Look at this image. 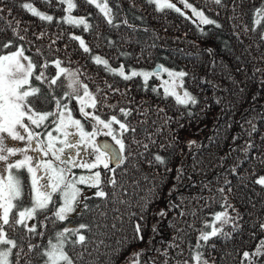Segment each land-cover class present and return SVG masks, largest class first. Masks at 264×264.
<instances>
[{
	"label": "trees",
	"instance_id": "obj_1",
	"mask_svg": "<svg viewBox=\"0 0 264 264\" xmlns=\"http://www.w3.org/2000/svg\"><path fill=\"white\" fill-rule=\"evenodd\" d=\"M187 2L215 24H202L184 9L185 15L161 10L149 0H107L109 24L95 4L73 0L79 4L75 8L84 5L85 52L73 51L81 27L65 21L66 4L0 0V54L21 46L32 61L50 60L53 44L68 45L64 48L71 49L79 71L85 68L93 74L88 81L107 89L100 95L103 119L116 116L128 127L122 135L124 162L109 165L115 173L101 169L100 187L108 197L96 195V188L68 219L37 222L35 232L14 227L11 264H46L42 253L68 222L74 226L65 234L64 251L74 264H132L138 252L139 264H194L197 252L208 264H242L244 252L264 237V185L256 183L264 177V19L256 22L264 0ZM26 3L53 20L32 15ZM163 34L183 43L173 44ZM96 56L126 74L149 69L153 74L147 81L143 76L125 80L95 63ZM160 71L168 85L173 83L170 91L181 96L187 91L197 102L184 105L165 95ZM113 176L116 186L107 183ZM221 213L233 219L217 221ZM137 224L142 240L134 239ZM212 226L218 234L200 240Z\"/></svg>",
	"mask_w": 264,
	"mask_h": 264
},
{
	"label": "snow or ice",
	"instance_id": "obj_2",
	"mask_svg": "<svg viewBox=\"0 0 264 264\" xmlns=\"http://www.w3.org/2000/svg\"><path fill=\"white\" fill-rule=\"evenodd\" d=\"M50 2V0H49ZM59 3L66 4V11L69 13L67 16V23L72 25H86L84 19H76L70 15L72 9L76 7L73 3V0H58ZM90 4H95L96 8L103 13L104 17L107 20V23L111 24L113 22L112 9L109 7L107 0L103 2H97V0H87ZM216 4H220L221 0H214ZM149 3H155L159 9H173L175 12L185 15L180 7H177L176 3L169 2V0H149ZM177 3L182 4L184 8L191 9V12L194 16L198 17L200 23L209 25L215 24V21L208 18L203 11L197 10L193 7L192 4L188 3L187 0H177ZM32 15L39 17L41 20L52 21L53 17L51 15H45L43 12L38 11L30 3L23 5ZM2 11V10H0ZM191 19V17H189ZM264 19V13H257V23L259 20ZM219 27V25H216ZM79 40L80 45L83 47L85 52L89 51V48L85 45L83 39L75 37ZM23 39V37H21ZM8 45H5L7 47ZM22 61H27V64ZM95 63L104 65L105 69L113 74H118L123 77L125 80H130L135 76H143L144 80L147 81L151 75L148 72H137L130 71L126 74L123 67L119 70L110 68L108 66L107 60H102L99 56L95 57ZM56 67L59 69L60 74H67V79L69 81L68 88L71 89L67 93L65 98L71 97L77 99L80 102V113L87 119H91L95 122L93 124L92 132H85L83 125L80 120L73 119L70 112L65 118V112L57 113H47V114H37L32 104L35 103V100H29V97L36 96L39 93V88L30 87L31 78L33 77V72L35 65L32 61L23 55V49H19L16 52L11 53L10 55L0 56V162L6 163L5 172L6 175H0V264H11L10 256L12 254V249L17 247L16 240L10 239L7 236V233L4 231V226H12L14 224H24L26 219H31L34 217L38 210H45L49 203L52 201V195L54 193H60L63 198V203L58 207V210L55 211L54 215L57 219L63 221L68 215L75 211V204L77 201V196L80 194V189L77 187V184H87L90 187L97 188L96 195L102 198H107L108 193L105 192L101 187V173L95 172L88 176H75L69 175L72 167L87 168L93 169L103 165L111 173H115V168H109V162L114 161L116 167H119L125 160L123 153L125 152V143L122 138L123 132L128 131L126 124L122 123L116 116H112L110 120H103L94 113L85 111V102L83 97H88L91 101L90 107L95 108L96 102L95 97L89 92L87 85H83V96L73 95L78 93L77 85L79 81L73 79L75 76L74 73H68V70L60 66V61H55ZM42 67H47L43 65ZM167 71V69H165ZM43 73L37 74L35 76L36 80H41ZM187 73H171L169 72L170 77H179L183 78ZM59 75L52 78L49 83V88L57 84ZM167 83V82H165ZM165 95L175 96L177 102L180 104L188 105L195 104L196 98L190 95L187 91L183 92V95H179L175 90L170 91L167 87L164 89ZM40 98V97H37ZM57 107H60V102L57 101ZM64 108L67 109V105H64ZM121 112L124 115H128V112L121 109ZM48 116H56V130L58 132H63L64 138L61 139L59 136L53 137L51 132L47 133L48 139L45 141L43 139H38L39 134L34 133L30 130L32 126L40 127L42 121L47 119ZM27 121V123H26ZM113 124L119 125L121 130V138L113 135ZM69 127H74L79 133L78 138L76 133H72L74 139L69 142L68 136L69 132L67 129ZM107 131H104V130ZM134 132L135 129H132ZM23 133H26L23 134ZM99 134L112 136L115 141V147L112 144H103L100 145L96 142V136ZM16 140V141H26L27 147L25 148H15V147H6L5 140L7 139ZM33 141H36V146H34ZM195 143V142H193ZM57 144L60 146L58 147ZM84 148L90 149L91 152L95 153V162L94 163H82L76 159L79 156L81 146ZM145 148L147 145L144 146ZM65 148L72 149V154H65ZM29 150L42 153L43 156H49L54 158L49 160H44L43 157H40L39 161L33 165V157L29 155ZM21 154L23 159L8 162L10 157ZM63 157V158H62ZM154 159L160 164H164V160L161 156L156 155ZM58 161L59 163H55ZM70 166V167H69ZM21 169H26L27 172L32 174L31 187L34 193V199L31 207L22 208L14 201H18L22 197L23 187L22 181L19 178V171ZM37 169H43V174L40 179L47 177V181L44 185L38 186L37 179ZM15 170V172L13 171ZM50 181V183H48ZM108 184L116 186V180L113 177L109 178L107 181ZM256 183L264 185V177L257 179ZM43 189V191H41ZM223 191V189H221ZM121 203H125L121 201ZM13 209L16 210V217H13L10 223V214ZM162 211L160 215H164ZM215 219L217 221H223L224 223L230 222L233 218L227 213L217 214ZM81 228H84L85 225H80ZM264 228V224L261 225ZM29 231L35 232V228H29ZM68 230L60 232L58 234L57 242L52 243L49 241V248L42 254L47 257L46 264H74L72 258L64 251V241L67 238L66 232ZM220 230L212 226L210 233H201L199 239L205 243L212 237L216 236ZM136 235L134 239H143V236L140 235V225L137 224L135 227ZM72 235H78V230H74ZM85 237L83 235L78 236V241L83 243ZM8 245L9 247L4 248L2 246ZM202 245L198 244L197 247ZM35 245H30V250L35 248ZM141 253H135V259L132 260V264H139V256ZM244 257L249 258V253L245 252ZM256 255H264V241L261 242V247L256 249ZM194 264H208L206 260L202 259V254L197 252L194 256ZM249 264L251 261L249 260Z\"/></svg>",
	"mask_w": 264,
	"mask_h": 264
},
{
	"label": "rangeland",
	"instance_id": "obj_3",
	"mask_svg": "<svg viewBox=\"0 0 264 264\" xmlns=\"http://www.w3.org/2000/svg\"><path fill=\"white\" fill-rule=\"evenodd\" d=\"M81 2H83V1H81ZM161 2H163V0H161ZM169 2L176 3L177 7H180L181 9L185 10L184 12H187L190 16L196 17L191 12V9L184 8L182 4L177 3V0L176 1L169 0ZM78 5H76V6H78ZM193 7L196 8V6H194V5H193ZM66 9H67V7H66ZM196 9L199 10L198 8H196ZM68 15H69V13L66 11V13L64 14V16H65L64 18H65L66 22H67L66 18ZM70 15L76 19H84V5L79 6L78 8H73ZM196 18L199 20L198 17H196ZM67 24H69V23H67ZM69 25H71L72 27L73 26L81 27V29L78 30L76 37H79L80 39L84 40V25H72V24H69ZM168 35L169 34H167V35L163 34V36H166L165 39L171 38V41H173V44L183 43L179 39L175 40L176 38L173 37V35H171V37H169ZM76 41L77 42L75 43V46L73 47V51H76V48L77 49H80V48L83 49V47L80 45L79 40L76 39ZM66 46H68V45L64 44L61 47L57 44H53V46L49 48L50 50L48 52L50 54L54 53L55 57H53V58L51 57L50 60L43 59V58H40L39 61H35V59H34V61L31 60L32 63L36 67H35L34 72H33V77L31 78L30 87L39 88L40 91H39V93H37L36 96L29 97V100H35V103L32 104V107L37 114L38 113H41V114L57 113V114H59V112H65V118H67V115L70 112L73 119L80 120L81 124L83 125V129L85 126L88 129V132H92L93 131V124L95 122L91 119V117H89L88 120H86V118L80 113V111H79L80 102L77 99H74L71 97L65 98L67 96V93L69 91H71V89L68 88V86H67L69 81L67 79V74H60L59 73V69L56 67L55 61H57V60L60 61V66L67 69L68 73H74L75 76L73 77V79H76L79 81V84L76 86L78 89V93H74L73 95L78 94L80 96H83V85H87L89 92L92 94L93 97H95L96 107L94 109L91 108L90 107L91 101L89 100V98L83 97L84 102H85V111H88L90 113H94L95 115L99 116L101 119H103V117L101 114L102 110H100V109L103 107L99 105V103L101 102L100 95L104 94L103 92L107 91V89H105L106 87L104 88L98 84L94 86L93 85L94 79H90L89 81L87 80V78L93 74H90L89 72H87L85 68H84V71L82 73L79 71L80 67L78 66V64L74 63L73 60H70L71 59V54H70L71 49H68L69 47L67 49H65L64 47H66ZM86 46H87V44H86ZM19 49H21V46L12 50V51L7 52V53L0 54V56L10 55L11 53L18 51ZM77 53H79V52H77ZM69 54H70V57H69ZM23 55L28 57L24 50H23ZM22 62L27 64V61H22ZM46 63H49V64H46ZM45 64L47 65V67H42ZM41 72L43 73V75H42L41 80L38 81L35 79V76L37 74H40ZM146 72L153 74L151 69H149ZM57 75H59V77H60L57 80V84L53 85L51 88H49L48 82L52 78L56 77ZM157 76H158V79L161 81V84L165 88L166 87L168 89L173 88V86H171L173 83H171V85H168V79H166V77L162 76L161 71L157 74ZM165 82H167V83H165ZM37 97H40V98H37ZM51 98H53L54 101L50 103ZM57 101L60 102L59 108L57 107ZM64 105H67V109L64 108ZM101 105H102V103H101ZM49 118H50V123L47 124L46 120L48 121ZM56 119H57L56 116H48L47 119H45L44 121L41 122V124H40L41 127L39 129H36V130L34 129V133L39 134L38 139H43L46 141L48 139V136H47L48 132H51L53 137L59 136L61 139L64 138V136L61 135V133H63V132H58L56 130V123H55ZM84 119H85V122H84ZM103 120L107 121L110 119H103ZM26 123H27V121H26ZM67 131H70L68 138L70 137L72 140L74 139L73 135H71L72 133H76V137L78 138L79 133L77 132V130L74 127H69L67 129ZM104 131H107V130L105 129ZM23 134L26 135V133H23ZM113 135L117 136L118 138H119V136H121V130L119 128V125H117V124H113ZM103 138H108L110 140L111 139L113 140L112 136L99 134L96 136V142L99 141L100 139H103ZM33 144H34V146H36V141H33ZM5 146L6 147H15V148H25V147H27V142L26 141L11 140L9 138V139L5 140ZM57 146L59 147L60 145L57 144ZM65 154L70 155L69 153H65ZM93 154H94V159H93V162H91V163L95 162V153H93ZM29 155L33 157V161H32L33 165H35L39 161L40 157H43L44 160H49V159L54 160V158L51 157V155L43 156L42 153H37V152L31 151V150H29ZM20 159H23V156L18 153L16 156L10 157L8 162H14V161H17ZM76 159L79 160L80 162L84 163V155L81 154V156L76 157ZM54 162L59 163L58 161H54ZM109 165H110V163H109ZM102 166L103 165H100L99 167H96L93 169L72 167L69 175L75 176L78 178L81 175L84 176V174H85L84 170H87V175H90V174L98 171L101 173V176H102V170H101ZM5 168H6V163L0 162V175H6ZM13 171L15 172V170H13ZM21 171H19L18 175H19V178L22 181V183H23L24 179H26V180L28 179V181L32 180V174L31 173L27 172L26 169H21ZM36 174H37V179H38V186L44 185L47 181V177L45 176L44 179H40L41 175L43 174V169H37ZM48 183H50V181H48ZM101 185H102V181H101ZM87 186L84 187V184H77V187L80 189V194L77 196V201L75 204V211L70 213L68 215V217H71V216L75 215L76 213H79L81 207L84 205V198L87 197L88 195H91L93 193L94 189H96L95 187L90 189L89 188L90 186L89 185H87ZM41 191H43V189H41ZM56 196H57V193H54L51 205L48 206L45 210H42V211L38 210L36 212V214L34 215V217L31 219H26L24 224H14L12 226L5 225L4 231L7 233L8 238H9L10 231H12L14 227L16 228L18 226L20 228V227H22V225H26L27 229H29V228H35L37 222L43 223L44 220H47V219H49L51 222H55V221L59 220L56 218L54 213L56 210H58V207L62 205L63 198L60 194H59V197H56ZM28 197H29V200L31 201L30 203H27ZM28 197L21 200L22 206L21 205L20 206L22 208H27L28 206H30V207L32 206L33 199H34V193L32 192L30 194V196H28ZM16 215H17L16 210L13 209L12 213L10 214V223H11L12 218L16 217ZM68 217H67V219H68ZM73 226L74 225H71L68 222L67 225H64L61 228H58L57 233H54L56 239L58 238V234L60 232L65 231V229H67L69 231L73 228ZM22 233H20V234H22ZM28 236L29 235L24 234L23 237L27 238ZM262 241H264V237L261 239L260 242H258L252 248L251 251H246L247 253H249V258H247V259L245 258V261H243L242 264H249V260L251 261V264H264V255H256V249L261 247ZM2 247L7 248L9 246L4 245ZM243 257H244V255H243Z\"/></svg>",
	"mask_w": 264,
	"mask_h": 264
},
{
	"label": "flooded vegetation",
	"instance_id": "obj_4",
	"mask_svg": "<svg viewBox=\"0 0 264 264\" xmlns=\"http://www.w3.org/2000/svg\"><path fill=\"white\" fill-rule=\"evenodd\" d=\"M62 100V99H61ZM54 101V99L53 98H51V100H50V103L51 102H53ZM38 114H41V113H38ZM86 120H88V118L86 119ZM84 122H85V119H84ZM46 123L48 124V123H50V118L48 119V121L46 120ZM41 127V126H40ZM40 127H35L34 125L32 126V128H31V130L32 131H34V129L36 130V129H39ZM84 131L85 132H88V129L84 126ZM69 133H70V131H68ZM61 135L63 136V133H61ZM68 140H69V142H71L72 141V139L69 137L68 138ZM112 140V139H111ZM113 141V140H112ZM98 142V141H97ZM114 142V141H113ZM115 143V142H114ZM99 144V143H98ZM81 151H80V154H79V156L78 157H80L81 156V154L82 155H84V163H91V162H93V159H94V154H93V152H91V150L90 149H86V148H84L83 147V145L81 146ZM72 152H73V150L72 149H69V148H65V153H69V154H72ZM84 153V154H83ZM110 164H111V161L109 162ZM102 168H103V166H102ZM21 171V170H20ZM22 172V171H21ZM84 176H88L87 175V170H86V172H85V174H84ZM87 184H84V187L86 186ZM22 187H23V192H22V197L18 200V201H14V203H17L19 206L21 205L22 206V203H21V200L22 199H24V198H27L28 196H30V194L33 192V190H32V187H31V181L29 180L28 181V179L26 180V179H24V181H23V183H22ZM59 194L60 193H57V196L56 197H59ZM27 196V197H26ZM52 200H53V195H52ZM31 201L29 200V197H28V200H27V203H30ZM52 202V201H51ZM51 202L49 203V205L48 206H50L51 205ZM28 207H30V206H28ZM37 216V215H36ZM38 217V216H37Z\"/></svg>",
	"mask_w": 264,
	"mask_h": 264
},
{
	"label": "water",
	"instance_id": "obj_5",
	"mask_svg": "<svg viewBox=\"0 0 264 264\" xmlns=\"http://www.w3.org/2000/svg\"><path fill=\"white\" fill-rule=\"evenodd\" d=\"M159 70H160V67H159V66L154 67V71H155V72H157V71H159ZM98 143H99L100 145H103V144L107 143V144H112V145H114L115 147H118L117 145H115V143H114L112 140H110V139H108V138L100 139V140L98 141ZM111 164H112V165H115V162H114V161H111Z\"/></svg>",
	"mask_w": 264,
	"mask_h": 264
}]
</instances>
